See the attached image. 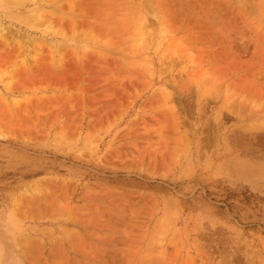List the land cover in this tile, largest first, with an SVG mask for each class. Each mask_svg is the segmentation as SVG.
<instances>
[{"label": "rangeland", "instance_id": "374dc122", "mask_svg": "<svg viewBox=\"0 0 264 264\" xmlns=\"http://www.w3.org/2000/svg\"><path fill=\"white\" fill-rule=\"evenodd\" d=\"M0 264H264V0H0Z\"/></svg>", "mask_w": 264, "mask_h": 264}, {"label": "bare ground", "instance_id": "6f19581e", "mask_svg": "<svg viewBox=\"0 0 264 264\" xmlns=\"http://www.w3.org/2000/svg\"><path fill=\"white\" fill-rule=\"evenodd\" d=\"M4 31V30H3ZM3 34V33H2Z\"/></svg>", "mask_w": 264, "mask_h": 264}]
</instances>
